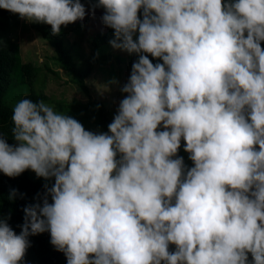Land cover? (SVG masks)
I'll list each match as a JSON object with an SVG mask.
<instances>
[{
    "label": "clouds",
    "instance_id": "clouds-1",
    "mask_svg": "<svg viewBox=\"0 0 264 264\" xmlns=\"http://www.w3.org/2000/svg\"><path fill=\"white\" fill-rule=\"evenodd\" d=\"M97 7L112 46L139 55L128 95L107 133L43 100L14 105L17 144L0 135V171L31 169L54 184L24 207L19 234L0 218V264H20L29 237L44 232L67 264H264V0H98L93 15ZM0 8L53 35L86 16L81 0ZM182 139L194 162L186 172Z\"/></svg>",
    "mask_w": 264,
    "mask_h": 264
},
{
    "label": "trees",
    "instance_id": "trees-1",
    "mask_svg": "<svg viewBox=\"0 0 264 264\" xmlns=\"http://www.w3.org/2000/svg\"><path fill=\"white\" fill-rule=\"evenodd\" d=\"M81 3H83L86 8L87 0H81ZM8 12L9 10L0 8V13H6L7 19H9L10 16ZM140 17L141 19L143 18V9H141ZM71 25L72 23L67 26L62 25L61 32L57 35H53L51 25L33 23L34 28L55 47L57 51V60L62 63L68 71L74 73L79 85L84 90H87L85 76L89 73V69L86 71L80 70L72 53L68 48H65L66 31ZM5 34H9V32H5ZM114 38V29L110 27L106 32H100L93 37L91 40V45L95 52L94 59L92 60L93 64L98 61L99 51L105 50L108 43ZM261 47L264 48V42H261ZM145 55H148V58L154 65L156 63H161L160 58L153 57L148 53H145ZM138 59V54L131 57V71L133 63L137 62ZM39 74L40 70L32 61L23 60L19 44L16 43L11 36H3L0 28V135L6 137L9 144H17L12 138L14 123L11 117L15 105L14 102L17 100L19 102L27 98L34 102L43 100L47 103L50 99V95L44 89L37 87V77ZM126 95L128 94L126 93L125 96ZM66 105L69 106V116L79 121L84 128L94 119L106 133L109 132L108 125L113 119L109 117L108 110L101 101L96 100L90 103H82L78 100H74V102L67 103ZM183 147L184 143L181 142V147L178 150L177 156L183 157L184 162L186 160H191L186 157ZM119 158L120 156L118 154L117 159ZM46 184L51 187L52 184H54V178L45 180L43 177H38L31 169L25 170L16 177H9L0 171V218L10 216L8 223L17 234L22 231L20 226L24 223V207L37 202V196L45 192L44 186ZM13 189L18 190V193L22 194L17 195L14 200L9 199V193ZM49 202H52L50 196ZM29 240L30 246L27 248L20 264H67L66 255L58 251L50 242V232L32 235L29 237ZM175 249L176 245H169L170 252H174ZM248 258L249 261L252 260L251 253L248 254Z\"/></svg>",
    "mask_w": 264,
    "mask_h": 264
},
{
    "label": "rangeland",
    "instance_id": "rangeland-1",
    "mask_svg": "<svg viewBox=\"0 0 264 264\" xmlns=\"http://www.w3.org/2000/svg\"><path fill=\"white\" fill-rule=\"evenodd\" d=\"M96 3L98 0H87L85 18L72 23L65 36V48L72 53L78 68L82 71L89 69V73L85 76L87 90L79 85L75 74L68 71L57 60L55 47L34 28L33 22L22 19L19 14L9 11V19L6 13H0V28L3 36H11L19 44L23 60L32 61L40 70L37 87L44 89L50 95L47 104L55 111L69 115L70 110L67 103H72L74 100L82 103L97 100L105 105L109 117L114 119L118 114L120 101L126 94L121 89L131 75L130 61L135 53L130 54L114 48L109 42L105 50L99 51L98 61L95 64L92 63L95 52L91 40L95 35L106 32L109 28L102 21L105 12L103 7H97L95 14H92L91 7ZM161 63H163L162 59ZM17 102L18 100L14 104ZM86 126L85 129L88 131L106 133L94 119ZM161 130H164L163 124L158 128V131ZM181 142L184 145L186 143L183 139ZM184 152L186 157L190 158V153L185 150ZM184 165L186 172L194 167V162L186 160Z\"/></svg>",
    "mask_w": 264,
    "mask_h": 264
}]
</instances>
